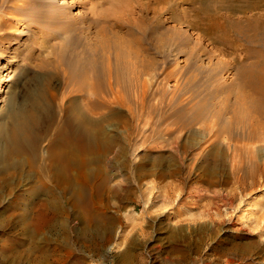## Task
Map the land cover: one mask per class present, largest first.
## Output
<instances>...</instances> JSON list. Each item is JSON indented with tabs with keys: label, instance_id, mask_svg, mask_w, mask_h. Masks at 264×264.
Segmentation results:
<instances>
[{
	"label": "rangeland",
	"instance_id": "1",
	"mask_svg": "<svg viewBox=\"0 0 264 264\" xmlns=\"http://www.w3.org/2000/svg\"><path fill=\"white\" fill-rule=\"evenodd\" d=\"M250 21H264V0H0V112L10 94L21 102L39 88L43 117L61 118L71 99L96 100L79 87L88 73L103 91L117 143L92 176L115 241L80 264H264V115L238 75L264 56ZM229 23L237 30L208 33ZM24 217L0 222V264H34L64 231L78 253L74 212L39 241Z\"/></svg>",
	"mask_w": 264,
	"mask_h": 264
},
{
	"label": "bare ground",
	"instance_id": "2",
	"mask_svg": "<svg viewBox=\"0 0 264 264\" xmlns=\"http://www.w3.org/2000/svg\"><path fill=\"white\" fill-rule=\"evenodd\" d=\"M95 13L100 22L112 21L107 11L106 14ZM114 23L123 24L119 19H114ZM130 24L143 27L136 20ZM250 25L253 37L264 45V21H250ZM217 26L208 33L218 28L237 30L234 23ZM99 33L104 36L106 30L101 29ZM53 52L61 61L63 48ZM143 63L149 64L148 61ZM238 75L243 85L252 90L256 111L264 115V56L251 68L240 67ZM124 78L121 73H111L104 80L120 83ZM7 80L5 77L0 82V92L5 90ZM94 80L95 76L84 74L79 87L83 92L94 93L96 100L71 99L61 118L56 110L43 117L42 113L50 108H47L50 100L44 101L42 92L45 90L39 88L30 89L21 102L17 95L10 94L0 112V222L12 225L18 212L23 217L31 212L27 220L23 218V227L38 241L42 240L41 231L46 227L48 234H53L59 226H64L60 216L74 212L80 224L75 237L77 254L72 250L74 242L70 243L69 234L64 231V239L58 248L48 251L41 246L42 251L34 264H62L69 255L80 264L86 261L89 252L100 253L108 242L114 240L116 220L103 208V202L107 204L104 199L106 190L102 191L101 185L94 182L92 166H95L96 173L101 172L100 166L117 143V138L111 135L106 124L108 116L100 108L104 103L103 91ZM52 104L57 110L62 107L60 100L54 99ZM45 140L46 146L43 145ZM101 184L105 186L106 181ZM111 185L107 187L108 194L115 191Z\"/></svg>",
	"mask_w": 264,
	"mask_h": 264
}]
</instances>
